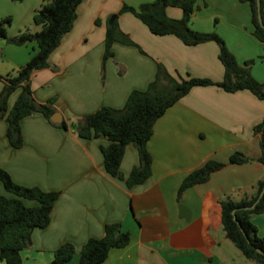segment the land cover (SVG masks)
Returning a JSON list of instances; mask_svg holds the SVG:
<instances>
[{"label": "crops", "instance_id": "0c3cea01", "mask_svg": "<svg viewBox=\"0 0 264 264\" xmlns=\"http://www.w3.org/2000/svg\"><path fill=\"white\" fill-rule=\"evenodd\" d=\"M150 1L82 0L71 30L48 56L55 71L47 68L30 76L34 101L51 100L54 113L68 125L100 107L121 109L131 91H144L153 80L156 64L174 78L220 82L222 66L215 43L186 46L172 35H152L129 13L118 15L116 21L134 46L114 42L112 56L102 66L109 17L122 4L136 7ZM193 1L190 29L216 33L238 64L252 60L249 73L264 84V47L251 35L248 6L235 0ZM35 10V0H0V18H10L11 24L21 23ZM165 13L171 19L181 17L175 7H167ZM7 45L0 53L15 68L35 50L33 43ZM16 94L17 90L8 96L7 108ZM263 114L264 101L246 90L191 88L154 122L146 143L150 175L130 188L103 169L100 147L108 145L106 138L80 139L72 130L54 127L40 114L31 113L20 120L22 146L14 149L5 136L6 123L0 119V170L16 185L58 192L48 225L34 229L30 244L20 252L21 264H49L53 251L63 243L74 248L65 264H78V252L86 240L101 238L104 225L113 223L128 233L129 242L124 248L111 249L102 264H254L224 237L218 201L226 197L238 201L253 194L252 186L263 177L259 164L226 165L178 198L176 192L186 175L208 161L226 163L234 152L256 158L258 139L252 128ZM137 164L136 150L127 144L119 164L122 177ZM0 195L12 197L1 183ZM22 202L26 207L35 205L30 200ZM250 221L257 235L264 237V210Z\"/></svg>", "mask_w": 264, "mask_h": 264}, {"label": "trees", "instance_id": "16d2710c", "mask_svg": "<svg viewBox=\"0 0 264 264\" xmlns=\"http://www.w3.org/2000/svg\"><path fill=\"white\" fill-rule=\"evenodd\" d=\"M20 1V0H11ZM82 0H41V5L32 14L31 20L40 29L37 32H20L9 37L7 28L10 18H0V40L13 46L33 43L35 50L29 59L17 68L15 75L0 77V119L6 123L5 136L8 144L18 149L22 146L20 120L31 113L40 114L50 125L70 129L80 139L89 140L102 136L108 141L106 147H100L103 169L110 177L122 181L127 188L142 184L150 175L151 158L146 143L152 134L154 122L193 87L216 86L226 93L246 90L258 100L264 101V84L257 82L249 73L252 60L238 64L226 48L221 38L214 32H198L190 29L189 21L195 10L193 0H152L136 7L122 4L113 14L115 19L107 24L103 39L104 61L112 56L110 50L114 42L134 46L128 36L117 26V16L129 13L141 22L155 36L172 35L183 45L195 46L213 42L218 48L217 59L222 66V79L213 83L207 79L176 78L156 64L153 80L144 91H131L121 109L100 107L96 111L79 117L66 125L64 122L53 124L50 117L54 113L52 101L38 104L32 97L30 76L33 72L49 68L48 56L59 45L62 37L68 33L76 18V8ZM246 4L250 14L251 35L264 47V29L256 20V0H235ZM175 7L181 10L179 19L166 16L165 9ZM259 13L264 26L263 2L259 0ZM97 21L95 24L97 25ZM215 23V22H214ZM264 58V57H262ZM19 93L10 108H7L8 96L15 90ZM252 135L258 139L259 154L252 159L240 152H234L226 163L208 161L200 168L186 175L178 186L176 197L195 185L206 182L211 174L222 170L226 165H241L256 162L263 168V177L253 186V194L243 196L238 201L224 198L218 201L219 222L224 237L240 252L242 257L254 264H264V237L256 233L250 221L252 215L264 210V192L257 200L264 185V114L252 128ZM127 144L136 150L138 164L126 178L119 172V164ZM2 188L12 197L0 195V261L4 264H21L20 252L30 244V234L34 229H43L49 223V215L58 192H43L36 187H22L14 184L7 173L0 170ZM23 200L35 202L26 207ZM253 205L251 209L250 207ZM129 242L127 232H122L116 223L105 224L103 236L99 239H87L78 252V264H102L111 249L124 248ZM257 250L259 252H257ZM74 254L70 243H63L52 253L49 264H65Z\"/></svg>", "mask_w": 264, "mask_h": 264}, {"label": "rangeland", "instance_id": "374dc122", "mask_svg": "<svg viewBox=\"0 0 264 264\" xmlns=\"http://www.w3.org/2000/svg\"><path fill=\"white\" fill-rule=\"evenodd\" d=\"M35 4H37V9L39 8V6L41 5V0H35ZM40 4V5H39ZM36 6V5H35ZM33 14V13H32ZM114 16V15H113ZM32 17V15H31ZM31 17L28 15L26 16V18L23 19V21L25 22L26 19H27V22L24 23L23 21L21 23H13L9 25V27L7 28V33H8V36L9 37H13V36H16L18 33L20 32H25L27 31L26 29H28V32L29 33H34V32H37L39 31L40 27L39 26H35L33 23H32V20H31ZM3 47H8L7 43L4 41V40H0V50L3 48ZM17 68L15 67H12L11 64H9V62L4 58V56L0 53V72H2L0 74V77L1 76H5L7 72V74L9 75H15V72H16ZM50 71V70H49ZM1 83V82H0ZM17 90V94L19 93V89H15L14 91ZM13 91V92H14ZM32 91V90H31ZM12 92V93H13ZM11 93V94H12ZM17 94L15 95V97L17 96ZM14 97V98H15Z\"/></svg>", "mask_w": 264, "mask_h": 264}, {"label": "water", "instance_id": "95a60500", "mask_svg": "<svg viewBox=\"0 0 264 264\" xmlns=\"http://www.w3.org/2000/svg\"><path fill=\"white\" fill-rule=\"evenodd\" d=\"M114 19H115V17L113 15L110 16L109 19H108V21H107V23L108 24L112 23V21ZM256 20H257V23H258L259 27L262 28V29H264V26H263V24L261 22V18H260V13H259V0H256ZM49 120L52 123H60L61 122L60 116L56 112L53 113V115L50 117ZM263 192H264V185H263L261 191L258 194L257 200L261 197V195L263 194ZM252 207H253V205H251L248 208L251 209ZM257 252H259V251L257 250Z\"/></svg>", "mask_w": 264, "mask_h": 264}]
</instances>
